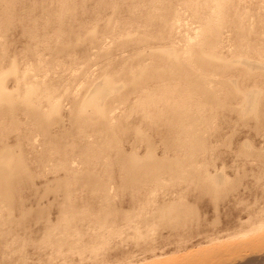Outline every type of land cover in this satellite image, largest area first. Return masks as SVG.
<instances>
[{"label":"rangeland","instance_id":"1","mask_svg":"<svg viewBox=\"0 0 264 264\" xmlns=\"http://www.w3.org/2000/svg\"><path fill=\"white\" fill-rule=\"evenodd\" d=\"M51 1L47 0L48 3ZM129 2L130 0H120L121 16L125 21L136 16V25L122 22L117 30L110 32L105 23L112 16L111 8L99 9L96 0H88L84 5L77 0L73 7L75 17L66 20V24L72 26L75 33L74 58L59 56L54 62L49 50L38 47L37 51L42 54V58L28 61L25 57L28 52L27 45L32 44L30 38L24 35L20 28H13L7 33L6 63L8 58L17 55L18 76L23 78L24 82L39 88L50 86L54 89L53 93H48L52 103L45 101L44 105L52 111V116L60 119L54 127V132L64 134L65 137L63 145L60 146L61 153L48 147L45 150L42 134L35 132L27 137V130L33 119L23 110L16 114L18 121L23 124L15 129L8 128L4 134L0 133V147L9 145L22 151L26 159V170L33 174L32 180L22 182L18 195V199L31 211L27 221L24 224L19 223L22 213L16 205L10 219L6 209H0V264H264V160L262 162L257 156L244 155L251 150L264 153V95L259 104L260 114H251L249 117L240 113L244 108L247 112L250 111L252 106L247 100L243 97L228 99L233 108L222 109L219 117L205 131L207 147L200 152L199 159L209 163L207 172L210 174L230 177L234 190L229 193L227 199L217 202L212 201L206 193L200 197L197 193L188 195L187 201L197 206L196 216L198 215L199 219L188 221L179 227L158 224L161 226L148 229L150 226L147 222L154 221L157 211L147 208L138 214L141 219V231L135 236L133 224H129L120 213L111 218L110 229H117L118 233L111 234L109 242L108 238H103L105 230L93 221L75 220L69 226L61 222L62 210L68 204L65 190L67 172H82L88 166L79 153L78 144L84 145L95 140L93 129L100 121L90 109L81 125L91 121L93 126L86 125L85 135L81 136L78 126L71 124L70 111L73 102H82L88 96L91 83L102 82L106 74L114 73L113 70L117 74L115 80L121 87L129 80L122 75L121 68L132 67L133 63L135 69L142 67L151 62V50L163 48L167 44L173 48L180 47L182 43L178 35L179 25L192 24L194 20L182 1L174 0L178 17L172 30L161 29L165 39L158 40L151 31L150 42L141 48L133 43L120 46L118 41L129 32L134 34L145 17L146 2L136 7H131ZM234 2L235 14L242 15L252 9V16L245 18L247 27L253 23L256 28L253 37L256 38L258 46L251 57L261 60L260 63L264 65V3L261 0ZM28 5L30 4L25 3L23 6ZM38 7L41 5L38 4ZM89 31H97L95 39L98 41H78L79 37L87 35ZM236 39L235 30L226 26L223 29V44L219 57L234 63L243 58L235 46ZM1 40L4 42L3 38ZM105 48L111 52L110 57L100 56L104 54L99 52ZM141 51L145 54H141ZM84 55H88L87 60L83 58ZM41 64L46 67L42 72H37V65ZM61 64L72 66L64 69ZM221 77L232 81L233 85L236 84L244 91H264V72L249 74L239 67L231 73H222ZM6 85L11 90H17L20 86L17 76L9 75ZM128 90L129 85L121 92ZM137 99L138 93L131 92L129 98L116 102L108 109L113 127L123 123L145 126L140 120L141 112L132 110ZM145 129L154 136L156 154L160 157L167 155L164 154L166 149L159 133L150 130L147 125ZM125 141L126 138L123 145L128 152L136 150L142 156L146 154V145L135 144L133 137ZM44 152L48 156L45 164L39 161V156H44ZM169 156L173 157L174 152ZM104 158L101 157L98 163L90 166V170L102 177H106ZM74 187L73 195L77 196L76 201L80 205L100 206L99 197L94 196L90 190H84L78 185ZM185 187L184 184L158 187L156 200L160 204L166 203L178 197L181 189ZM107 192L111 197V207L122 212H139V204L131 201L132 187L124 185L117 170H114L112 177L108 179ZM147 193L148 188L141 194ZM66 233L71 241L79 242L76 248L58 245ZM78 233H81V240L78 239ZM101 240L107 241V245L102 246L104 241L100 243Z\"/></svg>","mask_w":264,"mask_h":264},{"label":"bare ground","instance_id":"2","mask_svg":"<svg viewBox=\"0 0 264 264\" xmlns=\"http://www.w3.org/2000/svg\"><path fill=\"white\" fill-rule=\"evenodd\" d=\"M75 1L77 2L52 0L48 3L47 0L28 2L0 0V126H2L0 133L4 134L8 128L15 129L23 124L18 121L16 114L21 110L26 111L33 119L27 130L29 132L27 137L39 132L43 135L45 150L48 147L58 153L62 152L60 146L63 145L65 135L54 132V127L58 125L60 119L52 116V111L44 105L45 101L52 103L48 93H53L54 89L50 86L39 88L32 83L24 82V79L18 76L17 55L8 58L6 63L8 40L6 37L13 28H20L23 34L30 38L32 44L27 45L28 52L25 57L28 61L42 58V54L37 51L38 47L49 50L54 62L59 56L74 58L75 33L72 26L66 24V20L75 17L73 14ZM86 1L88 0H80L83 5ZM179 1H182L194 19L192 23L194 26L179 25L178 35L182 43L180 47L173 48L167 44L163 48L151 50L149 52L151 62L142 67L135 69L133 63L132 67L121 68L122 75L129 79L121 87L115 80L117 74L113 70L114 73L106 74L102 82L91 83L88 96L82 102L74 101L71 106V124L78 126L81 136L85 135L86 125L93 126L91 121L81 125L90 109L100 121L93 129L95 140L84 145L78 144L79 153L88 166L82 172H67L65 190L68 204L61 213V222L67 226L75 220L88 219L105 230L103 238L104 240L108 238L109 242L110 235L118 233L117 229H110L111 218L121 213L129 224H133L136 231L134 235L137 236L139 230L141 231L139 226L141 219L138 214L141 210L154 208L157 211L154 214V221L150 223L146 219L150 226L148 229L158 224L179 227L188 221L199 219L198 215L196 216L197 206L187 201L188 195L197 193L200 197L206 193L210 195L212 201L217 202L225 199L234 190L230 177L210 174L207 172L209 163L201 162L199 158L200 152L207 147L205 131L219 117L222 109L233 108L228 99L243 97L247 100L252 107L248 112L245 108L240 111L245 117L260 114L259 104L264 91H244L236 84L233 85L232 81L221 77L222 73H231L239 67L249 74L264 72V65L260 63L262 61L251 57L258 46L256 38L253 37L256 28L253 23L247 27L245 18L252 16V9L240 15L233 12L236 5L234 0ZM261 1L264 3V0ZM145 2L142 26L138 24L140 26L134 34L129 32L118 41L120 46L133 43L141 48L150 42L149 32L153 31V36L160 40L165 39L161 29L174 28L178 17L174 0H130L129 5L136 7ZM25 3L30 5L23 6ZM96 3L99 9L111 8L112 16L105 23L110 32L117 30L122 22L131 26L136 25V16L126 21L121 16L120 0H96ZM38 4L41 5L40 8ZM226 26L235 30L237 35L235 46L243 55V58L235 63L219 57V50L223 44V29ZM96 33L97 31H89L87 35L79 37L78 41L96 42L98 41L95 39ZM102 53L104 55H100L101 57L111 55L107 48L99 52ZM141 54L144 55L145 52L141 51ZM83 58L87 60L88 55H84ZM61 66L66 69L72 64ZM45 67L44 64L37 65L36 70L42 72ZM11 74L17 76V83L20 85L17 90H11L6 85V79ZM128 85L129 90L122 93L121 90L126 89ZM131 92L138 93L132 110L141 112L140 120L145 126L123 123L115 128L108 109L116 102L129 98ZM146 125L150 130L159 133L166 149L164 154L167 155L160 157L156 154L154 136L145 129ZM259 126L260 122L257 123V129ZM163 127L165 129H162ZM132 137L135 144L146 145L145 155H140L136 150L128 152L124 148V138L128 141ZM172 151L173 157L169 156ZM45 153L44 156H39V161L43 164L48 158ZM244 155L257 156L262 162L264 160L263 152L251 150ZM101 157H105L103 164L106 177L90 170V166L98 163ZM26 169V159L22 151L9 145L0 147V209L5 208L10 219L16 205L22 213L20 224H24L31 216V211L18 199L22 182L33 179V174ZM114 170L122 176L124 185L132 187L131 201L139 204V212L134 210L122 212L111 207L107 182ZM183 184L186 187L181 189L178 197L163 204L157 202L155 193L158 187ZM76 185L84 190H90L94 196L99 197L100 206L80 205L76 201L77 196L73 195ZM147 188L148 193L142 195V191ZM67 234L59 240L58 245L76 248L79 242L71 241ZM78 239L81 240V233H78ZM107 241H104L105 244L102 246L107 245Z\"/></svg>","mask_w":264,"mask_h":264}]
</instances>
